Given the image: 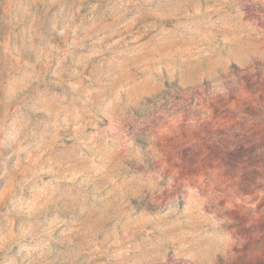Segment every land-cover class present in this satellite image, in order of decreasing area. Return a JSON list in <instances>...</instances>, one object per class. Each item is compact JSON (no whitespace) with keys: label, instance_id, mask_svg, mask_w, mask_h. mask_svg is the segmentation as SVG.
I'll return each instance as SVG.
<instances>
[{"label":"rangeland","instance_id":"374dc122","mask_svg":"<svg viewBox=\"0 0 264 264\" xmlns=\"http://www.w3.org/2000/svg\"><path fill=\"white\" fill-rule=\"evenodd\" d=\"M0 264H264V0H0Z\"/></svg>","mask_w":264,"mask_h":264}]
</instances>
